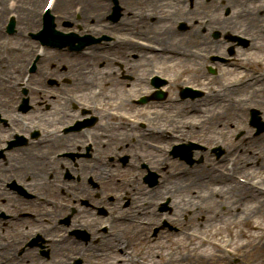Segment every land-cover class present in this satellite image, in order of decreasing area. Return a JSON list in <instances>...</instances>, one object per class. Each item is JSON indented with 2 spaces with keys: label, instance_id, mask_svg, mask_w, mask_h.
Listing matches in <instances>:
<instances>
[{
  "label": "rangeland",
  "instance_id": "374dc122",
  "mask_svg": "<svg viewBox=\"0 0 264 264\" xmlns=\"http://www.w3.org/2000/svg\"><path fill=\"white\" fill-rule=\"evenodd\" d=\"M174 1H176V0H174ZM238 1L240 2V0H235L233 6H232V4L229 3V1L227 2V4L230 5L229 6L230 8H236ZM176 2H178V1H176ZM43 3H44V0H41V2H40V8L42 7V4ZM206 3H208V2H205L204 0H200L201 8H197V7L195 8V9L198 10V14H197V11L196 12H193L190 15V17H192V16H194V17H200L202 11H205L206 9L209 10L210 8H218L219 5H220L219 0H214V1L212 0L209 4H206ZM196 4H197V0H196ZM259 4L260 5L258 7H254V5H252V7L253 8H259V9L262 8V12L264 13V9H263L264 0H261L259 2ZM29 5L32 7V4H29ZM151 5H152L151 2H147L146 4H143L142 6H138L137 8H143V7H149V8H151ZM102 8H104V4H103ZM176 8H179V11H182L183 6L182 5H178ZM256 13H257V9H253V11L251 10L250 13H248V14H251L250 16H252V17L255 18V20L253 21V24H251V25H254V27H251V25H250L251 28H249L247 30H237V29H235V31H238V32L239 31H243V33H244L243 35H245V36H249L250 34H254V33H260L259 32V28H258V24H264V15H263L262 18H258V20H257L256 17H260V16H258V15L255 16ZM235 15L236 14L234 13V17H236ZM246 17H244V19ZM215 19L216 20L217 19L218 20L224 19L223 18L222 9L221 10H218L216 12ZM220 25H222V26L225 25L226 26V21H223ZM229 26L231 27V24H229ZM232 26H233V24H232ZM171 30H173V27L172 26H171ZM230 30H233L234 31V29H230ZM226 33L227 32H225L224 34H226ZM232 33H234V32H232ZM186 36H190V35H186ZM257 39H259V38H257ZM263 40H264V38H263ZM253 51H254V55L255 56H258L260 54L259 50H257V51L256 50H253ZM115 55H121V54L120 53H115ZM122 57H124V55H122ZM239 57H240V54H239ZM76 58L75 59L72 58L70 60H69V58L68 59L66 58L65 61H64V63H68V62L73 63V62L77 61ZM80 62H81L82 68L84 70H87V77H89L91 79V76H90L89 71H88L89 69H88L87 64H86V59L82 57L81 60H80ZM108 62L110 63V65L112 64L110 61H108ZM75 63L77 64V62H75ZM98 63H100L101 66L103 65V67H104L106 61L104 59H102V60H99ZM62 73L65 75L64 72H62ZM48 76H49L48 74H45L44 73V76L43 75L40 76V80L42 81V79H43V81H44V79L47 78ZM72 78H73V84H72L73 87L77 89L76 91L81 92L80 89L82 87L79 88L78 85H77L79 83L78 79H81L80 73L73 72V76L71 77V79ZM118 78H120V77L116 73V75H114L111 79L113 81H115ZM121 86H122V84H121ZM121 86H120V84H116L115 82H113L112 85H108V90L111 91L110 93L114 94V97H113L112 100H107L106 99V102L108 103V105L110 107L111 106H114L119 101V99L123 97L124 94L122 93ZM83 89H90V86L89 85L88 86H85V87H83ZM84 91L85 90H83V92H81V93H84ZM226 93L227 94L223 96V98L220 101V104L217 106V109H213V112L211 114L212 115L213 114H216V112L218 110L219 111L221 110L220 111V114L222 116H224L223 114H225L229 110V107H227V106L232 107V109L235 107L234 110L237 112L238 115L239 114H244V108L245 107L243 105L240 106V107H238L237 106V102H236L237 100H239V97L241 96V93L244 94V92H240V91H238V92L237 91L236 92H234V91L227 92L226 91ZM260 97H264V96L263 95L258 96L256 98V101H255L256 104L259 103L257 101L261 100ZM228 98L230 99V101L232 100V104L229 102V100L228 101H225ZM263 101H264V99H263ZM262 102H260L259 104H261ZM116 109L123 110L120 105H116ZM104 117L106 118V122L108 124L107 131L109 130V135L112 136L113 138H116L118 135L115 136V134H121V132L117 131L116 126H114L115 127L114 128L113 125L108 122L109 119L107 118V115L106 114H104ZM200 117L205 118L204 115H200ZM227 118L228 119H232V118H234V115H232L230 113L227 116ZM222 119L223 118H221V123L219 124L218 128H219V130L221 129V131H224L225 129H227L225 127V124H227L229 121L228 120H222ZM218 122H220L219 119H218ZM224 122H225V124L223 125ZM236 124L237 125L240 124L239 119L236 121ZM213 133L215 135L218 132L217 131H214ZM213 133L210 130V134H213ZM121 139L122 138H120L119 136L116 138L117 141H120ZM81 141H82V139H81ZM1 147H2V145H1ZM80 147L82 148V144L80 145ZM246 148L249 150V147H246ZM0 149H2V148H0ZM62 149H63V147H58V148L54 149L53 151H55V150H62ZM259 154L263 155L264 152L263 153L262 152H258V156H256L255 153H252V155H250V156H249L248 153H245L246 156H240V157H238V160H240L243 163V165L244 164H252V166H254L252 168V170L249 169V172L248 173L246 172L247 169H245L243 171L244 176H248L250 178L251 177H257L264 184V177H263L264 176V158L262 160V157H264V156H261ZM204 174H206V173H204ZM1 176L4 177L3 174ZM187 181L184 182V183H188ZM224 186L227 187L228 185L225 183ZM113 189L118 190L119 189V186L116 187V188H113ZM221 189H222V187H218L217 186V183H213L212 181L207 182L206 185H205V187H204V189L202 190L203 191V194H204L203 195V199H201L199 197L192 198V199H188V197H187V191L186 190H184L185 193L183 191L180 192L177 189H170L169 191H172L173 193H171V194H175V196H176V202H175V204H177L178 201H180V199H183L184 198V201L182 202V204L179 205V208L176 207L177 208L176 209L177 212H179L180 214H182V213L183 214H188L189 212L190 213L192 212V215H191L192 217L189 220H187V219L186 220H183V218H181V221L183 222L184 227H185L186 223L190 221L191 223H193L192 225L194 227H196V230L197 231H199L201 233H205V234H208L210 232V233H212V235L215 238H221L222 235H225V233H227V232L228 233L229 232H233L234 233L235 230H236V228H238V227H244V229H245L244 230L245 237L250 238L252 240L251 244H249V245H247L245 247L246 259L247 260H251L253 262H259V263L263 262L261 260L264 259V245L257 246V245L254 244V236L257 234L256 232H258V231L256 230V228L254 230H251L250 231L249 226H250V224L253 223L255 225V227H257V226H261V228L264 227V198H262V197H253V198H251V199H249L247 201L238 203L231 196V193H229V190L231 188L226 191V194L225 195H223V192L220 191ZM0 190H1V188H0ZM108 190H112V188H108ZM174 190H177V191L174 192ZM218 191L221 192V193H219ZM42 192L43 191H41L40 193H42ZM253 196H255V195H253ZM208 197L210 198V200H208ZM219 197H221V198H219ZM217 198H219V202H220V199H221V202H224L225 203V205L227 206V212L221 214L218 219H214L213 218V211H214V213H217V214L219 213V209H218V206H219L218 203L219 202H218V199ZM0 201H1V199H0ZM197 202H203V204H202L203 205V209L200 210L199 212H197V210L195 209V203H197ZM6 204L7 203H4L3 207L4 208H6V207L9 208V205H6ZM254 208H255V210H254ZM9 211L11 213L13 212V210L10 209V208H9ZM234 215H236V221L233 218ZM198 216L202 217L203 221L196 222L195 221V217H198ZM228 218H231V219L229 220ZM90 219L91 218H89V219L86 218V220H88L91 223V226L94 227L97 224V222H92V221H90ZM176 219H177V217H176ZM224 219L227 220V221H223ZM246 219H248L249 222L244 221ZM24 222L29 223L27 221H24ZM233 222H235V223L234 224H229V223H233ZM14 225H15V229H17V230H20L21 229V227H20V226H22L21 224L17 223V224H14ZM120 225H123L124 226L125 224H122L121 223ZM29 227H31V229H33V228L38 227V226L32 225V226H29ZM4 228L6 229V227H4ZM7 228H9V225H7ZM118 228H119V225H118ZM148 229L149 228H146V231H148ZM129 230H130L129 233L126 236L121 237L118 240L117 243L121 246V243H123L126 240V237H130V238H132L135 241L136 247L138 248V245L139 244H137V243H139L141 239L139 237H137L136 239L134 238V236H133L134 230H132L130 228V226H129ZM214 232H215L216 235L214 234ZM12 233H15L16 234V237H19L17 235V231L16 230L14 231L13 229L10 228V230L8 229V231L6 232L7 238H9ZM0 241L2 243H4L3 242L4 239H0ZM113 242H114V239L110 240L109 243H112L113 244ZM160 243L161 242H158L155 245L154 248L155 249L158 248V245ZM172 244H174V241H172ZM100 249H101V247H96L95 250H94V252H91L90 249H89L88 252H89V256L90 257H88V258H91L92 255L97 254ZM211 250H212L211 247L206 246L203 250H201V251H199L197 253L192 254V256H189L187 258L188 264H208L209 262H215L217 259H215L214 257L211 258V257L203 256V255H201L200 257H197L201 253L208 252V251H211ZM115 252H117V249H110V251L108 252V254L104 258L101 259V264H115L116 263L115 257L117 255ZM29 257L31 258L30 259L31 261H32V258H34V257L39 258L40 262L43 263V264H57V262H56V259L57 258H55V257H54V259L51 262H46V260H44L43 258H40V257L35 256L33 253L28 256V259H29ZM59 257H60V255H59ZM206 261H208V262H206ZM92 263L93 264H96V263H94L93 258H92L91 264ZM23 264H27V263H23Z\"/></svg>",
  "mask_w": 264,
  "mask_h": 264
},
{
  "label": "bare ground",
  "instance_id": "6f19581e",
  "mask_svg": "<svg viewBox=\"0 0 264 264\" xmlns=\"http://www.w3.org/2000/svg\"><path fill=\"white\" fill-rule=\"evenodd\" d=\"M28 1H30V2H32L33 3V6H34V8L36 7V5L38 4V2H39V0H28ZM66 1L67 0H61V3H64V4H66ZM123 1H125V0H119V2H121V3H123ZM141 0H135V2H140ZM149 1V0H148ZM214 1V0H213ZM229 1V3L230 4H234V2H235V0H227V2ZM103 2H108V0H89V2H88V6H90V9L92 10V12L94 13V18L95 19H100V17L102 18L103 16H101V13H100V10H101V7H100V4H102ZM65 8H67V11H69V6H66ZM23 14V17H22V20H24L26 17H29V18H31L32 19V21L34 20V18H35V12L34 11H32V12H23L22 13ZM237 19V18H236ZM237 22H239V21H237ZM236 22V20H234V22H232V23H237ZM23 23V22H22ZM240 24V23H239ZM221 28V30L223 29V27L221 26L220 27ZM169 39H171V37L169 38ZM141 60H142V58H141ZM163 60V58H161V61ZM167 61V60H166ZM169 61V60H168ZM165 64V63H164ZM81 65V64H80ZM106 68H108L109 69V65H106L105 66ZM143 67V64H142V62L139 60V62L137 63V65H136V69H140V68H142ZM20 68V67H19ZM229 72V71H228ZM108 75H109V73L107 72V71H103V79H105V78H107L108 77ZM80 84H83V85H87V84H89V79L87 78V77H83L82 78V80H80ZM5 103H3V105H4ZM9 104V103H8ZM5 107L7 106L6 104L4 105ZM238 107H240V106H238ZM212 119H214V118H211V120ZM151 151H148V153H150ZM23 153H24V151H23ZM151 154V153H150ZM8 159H10L9 157H8V154H7V161H5V162H7L8 163ZM28 160H30L31 161V164H33V165H36V166H38L37 168H33V170H38V169H40V168H42V167H44V164H40L39 162H36V161H34V160H32L31 158H28ZM35 162V163H34ZM174 185H178V186H182V182L181 183H177V184H174ZM204 186V184H201L200 185V187H203ZM182 202V201H181ZM86 213L87 214H91V211L90 210H86ZM234 218H235V220H236V215H234ZM224 221H227V220H224ZM208 255V254H207Z\"/></svg>",
  "mask_w": 264,
  "mask_h": 264
}]
</instances>
